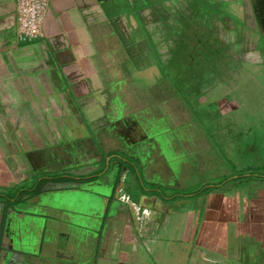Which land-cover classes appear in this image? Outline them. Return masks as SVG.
Masks as SVG:
<instances>
[{"label": "crops", "instance_id": "1", "mask_svg": "<svg viewBox=\"0 0 264 264\" xmlns=\"http://www.w3.org/2000/svg\"><path fill=\"white\" fill-rule=\"evenodd\" d=\"M16 13V0H0V264H244L249 255L264 264V184L242 178L252 185L247 204L237 203L244 192L219 193L224 180L211 184L204 192L227 214L197 225L193 204L179 198L204 186L176 190L191 180L155 161L142 122V97L174 102L158 65L175 58L188 20L205 25L192 31L189 58L201 73L224 57L246 73L264 70V0H48L31 42L16 38ZM140 72L155 80L123 125L114 97L128 102ZM242 213L251 230L228 227Z\"/></svg>", "mask_w": 264, "mask_h": 264}, {"label": "rangeland", "instance_id": "2", "mask_svg": "<svg viewBox=\"0 0 264 264\" xmlns=\"http://www.w3.org/2000/svg\"><path fill=\"white\" fill-rule=\"evenodd\" d=\"M193 25L192 21L188 20L182 26V29L185 27L184 32L177 35L175 42L178 44V51L175 58L167 65H158L164 76L159 85L172 90L166 93L172 95L170 99L174 102L165 104L168 103V96L163 103L161 100H158L157 103L151 102V97H142L146 103L142 106L145 113L142 122L147 123L145 126L148 129V138L143 144L146 145V148L156 149L155 161L164 160L165 166L169 168H173L172 164L174 163V169H171L172 173L178 175L180 180H185L186 177V181L191 180L193 186L188 188L181 186L176 190L186 192L191 188L193 190L194 186H204L203 189L201 188L200 195H186L188 196L186 199L182 195L179 198L185 203L189 201L193 204L192 215L195 217L197 225H201L204 219L212 224L216 219L219 220L218 217L222 218L227 214L228 208L224 209L223 207L227 206L226 204L222 206L216 200L212 201L211 195L216 192H204L211 188V184H218L217 182L224 180V187H217L224 190L219 191L224 196L226 193L228 194L226 191L234 194H238V191L244 192L245 195L238 197V204L242 200L244 204H247L253 198L252 185L245 183L249 187L242 188L243 181L254 179L255 182L264 184V177H262L264 176V70L255 74L246 73L242 71L241 65L237 67L231 59L224 57L221 59V66L215 65L214 68L213 64L208 63L202 67L206 72L201 73V66L192 67V59L189 58H192V52H196L192 48V41L196 38H194L195 33L192 36V31L197 30L199 33L205 29V25L200 23ZM208 34H202L201 37L204 38L201 41L205 44L201 43L199 46L200 54H205L206 60L212 58L213 51L210 40L205 37ZM214 69L217 70V73L213 72ZM133 77L132 82L127 84V89L132 90V94L128 95V102H124V98H121L119 92L114 97L118 103V111L115 110V113L117 112L115 116L120 115L119 118L123 120L120 123L123 125L128 124L127 121L130 117L135 116L132 110V107H135V105L133 106L134 96L136 94L145 95L148 81L155 80L141 72L136 73ZM198 77L201 78L199 81L196 79ZM114 84H116L115 81L111 83L113 87ZM186 89L192 93H187ZM135 101L137 100L135 99ZM127 103L131 109L127 107ZM168 105L170 106L168 107ZM173 107L175 108L172 109ZM114 140L117 141L118 138L114 137ZM173 140H178L177 148L174 146ZM120 145L111 143V148L118 151ZM179 147L181 151H179ZM159 151L163 154L162 159H160ZM130 161L133 160L130 159ZM253 173L258 174L257 178L251 176ZM221 175L224 176L223 179L218 178ZM229 186L230 188H228ZM142 188L145 189L143 186ZM262 191L264 192V190ZM176 202L178 199L173 201V203ZM247 215L245 213L241 217V214H238L236 223L233 221V224L228 227H234L233 230L239 229V231L243 227H245L243 229L251 230L250 225L246 226ZM261 215L264 217V212H261ZM209 223L206 224L209 225ZM241 233L247 241V245L249 242L252 244L253 238L248 235V231L245 230ZM231 246L229 244L228 247L231 248ZM262 249H264V242ZM226 250L229 251L227 247ZM247 260L244 264L260 263L258 260H254L251 255ZM149 261L153 264L151 258ZM233 261L235 260H225L222 264H232Z\"/></svg>", "mask_w": 264, "mask_h": 264}, {"label": "built area", "instance_id": "3", "mask_svg": "<svg viewBox=\"0 0 264 264\" xmlns=\"http://www.w3.org/2000/svg\"><path fill=\"white\" fill-rule=\"evenodd\" d=\"M17 33L21 42H31L41 34V25L45 19L48 0H16Z\"/></svg>", "mask_w": 264, "mask_h": 264}, {"label": "trees", "instance_id": "4", "mask_svg": "<svg viewBox=\"0 0 264 264\" xmlns=\"http://www.w3.org/2000/svg\"><path fill=\"white\" fill-rule=\"evenodd\" d=\"M201 40H202V38H201Z\"/></svg>", "mask_w": 264, "mask_h": 264}]
</instances>
